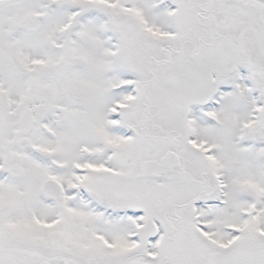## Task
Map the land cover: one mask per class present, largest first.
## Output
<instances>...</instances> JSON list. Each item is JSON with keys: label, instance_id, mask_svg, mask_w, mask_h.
I'll list each match as a JSON object with an SVG mask.
<instances>
[{"label": "snow or ice", "instance_id": "snow-or-ice-1", "mask_svg": "<svg viewBox=\"0 0 264 264\" xmlns=\"http://www.w3.org/2000/svg\"><path fill=\"white\" fill-rule=\"evenodd\" d=\"M0 264H264V0H0Z\"/></svg>", "mask_w": 264, "mask_h": 264}]
</instances>
